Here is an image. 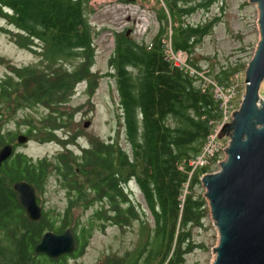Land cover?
Wrapping results in <instances>:
<instances>
[{"label": "trees", "instance_id": "16d2710c", "mask_svg": "<svg viewBox=\"0 0 264 264\" xmlns=\"http://www.w3.org/2000/svg\"><path fill=\"white\" fill-rule=\"evenodd\" d=\"M90 1L0 0V17L5 22L0 29L37 56L31 63L16 64L0 55L7 69L0 78V127L19 109L40 106L44 110L35 118L21 115L23 130L0 129V146L5 142L14 146L0 166V264H69L70 257L84 252L94 228L104 229L108 223L125 227L137 219L146 226L138 251L107 253L96 264H189L186 254L204 247L194 240L192 227L202 225L208 212L203 191L197 186L200 176L211 170V162H217L221 154L215 153L192 171L188 160L200 151L213 120L221 116L220 100L212 82L168 59L163 38L172 29L173 48L185 50L188 62L197 70L204 69L193 50L220 16L197 22L186 16L199 8L208 9L215 0H165L166 6L156 13L159 26L147 43L126 30L114 34L106 73L114 78L123 137L129 148L115 138L95 137L77 152L64 146L51 157L34 158L16 150L20 132L43 141L60 136L58 131L71 123L76 109L66 106L77 83L84 81L89 95L97 88L103 73L92 68L96 30L88 19ZM245 65L240 61L220 64L204 73L226 86ZM51 175L67 192L61 211L45 207L38 195L45 191ZM20 179L35 187L42 207L38 219L27 216L17 197L13 182ZM130 179L138 186L150 217L127 191ZM93 205L96 207L84 220L77 216L72 221L75 207L84 210ZM67 226L76 240L72 253L49 257L34 250L45 230L60 232Z\"/></svg>", "mask_w": 264, "mask_h": 264}, {"label": "rangeland", "instance_id": "374dc122", "mask_svg": "<svg viewBox=\"0 0 264 264\" xmlns=\"http://www.w3.org/2000/svg\"><path fill=\"white\" fill-rule=\"evenodd\" d=\"M88 6L90 8L88 19L96 30L93 40L95 55L92 68L103 74L98 78L97 88L91 95L85 90L84 81L76 84L73 95L66 106L68 110H72V107L76 109L71 123L58 131L60 134L58 138L43 141L38 137L28 136L27 140L17 145L16 150H22L34 158L51 157L54 153L62 150L64 146L77 152L81 147L89 145L90 140L95 137L103 140L115 138L123 146L129 148V144L123 137L114 78L106 73L110 70L108 58L114 48V34L122 30H129L127 33L129 36L145 43L149 42L159 26L156 17L157 10L160 6L165 7L166 2L165 0H91ZM214 15H219V19L193 50V56L204 68L200 74L206 80L211 78L204 72L218 69L220 64H235L239 61L247 63L259 38L258 10L254 2L249 0H223L220 2L215 0L208 9L199 8L186 16V19L197 22ZM4 24V20L0 17V26ZM170 30L169 34L172 41V29ZM0 55L16 64L31 63L37 60L35 53L30 49L18 46L2 29H0ZM71 61L76 63L77 59L72 58ZM244 69L245 66L238 68L232 76L230 85L220 86L217 84L221 91L218 97L226 103V108L229 111L236 109L242 99L245 85ZM6 70L5 64L0 62V78ZM260 93H264V79L260 86ZM43 111L40 106L31 109H19L14 118L0 129L1 131L6 128L23 130L25 125L20 122L21 115L28 113L35 118ZM86 120L88 124H85ZM73 134L76 135L74 138L71 137ZM62 138H67L69 141H63ZM228 138V135L218 138L215 146L220 145L224 148ZM213 148L214 152L216 147L213 146ZM220 156L222 158L224 152ZM217 163L218 161L211 162L210 171L219 168ZM126 187L139 207H144L150 217L151 215L146 209L144 199L135 181L130 180ZM197 189L204 190L201 183ZM38 195L45 207H54L60 211L63 210L67 202L66 189L58 184L55 175L48 178L45 191ZM94 207L96 205L89 206L84 210L81 206L75 207L72 212V221L77 216L84 220ZM202 222V225L192 227V236L196 242H202L204 247H196L186 254V261L189 264L194 262L209 264L214 257L212 246L217 242L218 233L212 222L209 207ZM145 234L146 226L138 219L133 220L131 224L125 227L108 223L104 229L94 228L84 252L76 258L70 257L68 262L69 264H96L98 259L107 253L122 254L126 250L134 251L135 249L138 251ZM152 264L157 263L155 261Z\"/></svg>", "mask_w": 264, "mask_h": 264}, {"label": "water", "instance_id": "95a60500", "mask_svg": "<svg viewBox=\"0 0 264 264\" xmlns=\"http://www.w3.org/2000/svg\"><path fill=\"white\" fill-rule=\"evenodd\" d=\"M249 1L258 10L259 38L245 65L244 92L232 119L223 123L215 135L229 137L219 168L200 176L218 233L209 264H264V93H260L264 79V0ZM27 139L24 132L16 136L19 143ZM13 151L12 142L0 146V166ZM13 188L27 216L38 219L42 207L34 185L20 179L13 182ZM75 248L73 230L67 226L60 232L45 230L34 250L58 257Z\"/></svg>", "mask_w": 264, "mask_h": 264}, {"label": "built area", "instance_id": "2783aa9c", "mask_svg": "<svg viewBox=\"0 0 264 264\" xmlns=\"http://www.w3.org/2000/svg\"><path fill=\"white\" fill-rule=\"evenodd\" d=\"M171 30L169 29L167 32L166 37L163 38V49L165 54L167 55L168 59L175 65L184 68L185 70L189 71L190 73L196 72L201 77L202 74L200 72H203L202 70H197L194 68L189 62H188V54L185 50L182 49H175L173 48L170 33ZM205 74V73H204ZM204 78V77H203ZM205 79V78H204ZM206 80V79H205ZM206 82H212L214 94L217 98H219L220 94V88L217 86V83L212 81L211 79H207ZM219 107L221 110V116L219 119L213 120L212 122V130L209 132L205 142L203 143L200 151L196 153L193 157L189 158L188 163L191 165V169H194L196 166L206 164L210 159L211 156H213L215 153H222L224 148L220 145L215 146L217 143V137L215 136L216 133L219 131L221 125L225 123L226 121H230L232 119V112L229 111L226 108V103L221 101V98H219ZM214 147H216V150L213 152ZM182 167V166H180ZM192 171V170H191Z\"/></svg>", "mask_w": 264, "mask_h": 264}, {"label": "flooded vegetation", "instance_id": "af4514ba", "mask_svg": "<svg viewBox=\"0 0 264 264\" xmlns=\"http://www.w3.org/2000/svg\"><path fill=\"white\" fill-rule=\"evenodd\" d=\"M108 140V139H107ZM94 204H99V201L95 200L93 201Z\"/></svg>", "mask_w": 264, "mask_h": 264}, {"label": "bare ground", "instance_id": "6f19581e", "mask_svg": "<svg viewBox=\"0 0 264 264\" xmlns=\"http://www.w3.org/2000/svg\"><path fill=\"white\" fill-rule=\"evenodd\" d=\"M219 161V160H218ZM218 164V163H217Z\"/></svg>", "mask_w": 264, "mask_h": 264}]
</instances>
